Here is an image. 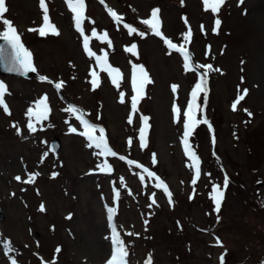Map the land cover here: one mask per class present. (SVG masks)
Returning a JSON list of instances; mask_svg holds the SVG:
<instances>
[{
	"label": "rangeland",
	"instance_id": "rangeland-1",
	"mask_svg": "<svg viewBox=\"0 0 264 264\" xmlns=\"http://www.w3.org/2000/svg\"><path fill=\"white\" fill-rule=\"evenodd\" d=\"M45 2L58 36L41 37L28 31L43 23L39 0H6L5 18L17 28L37 70L28 78L0 75L11 112L7 115L0 108V208L6 215L0 220V264H11L12 259L17 264H91V255L84 249L85 243L94 240L104 249L92 264H105L111 253L110 239H106L111 235L108 207L117 208L114 223L128 247L129 264H144L149 255L152 264H220L222 254L225 264H264V103L254 104L261 98H251L262 86L251 70L256 57L261 58L264 69V27L259 29L264 20L254 15L264 14V0H226L218 16L205 11L202 0H183V4L181 0H85L82 27L89 47L96 56L107 55L108 64L120 70L119 88L96 58L84 51L83 37L75 29L65 0ZM108 8L124 22L115 21ZM154 9H159L163 36L178 46L184 44L183 34L191 28V41L185 47L193 65L212 64L220 69L208 74L206 102L203 93L197 101L202 107L197 119H207L211 130L199 124L189 137L200 160L201 175L195 185L192 161L182 143L183 111L203 69L186 71L181 53L169 49L142 23L151 18ZM216 18L221 24L214 32ZM125 25L137 31L130 35ZM252 27L244 45L241 34ZM140 32L146 35L141 37ZM105 33L107 40L101 38ZM132 44L137 46L136 55L126 51ZM151 54L156 64L151 63ZM133 65H143L152 81L135 113L131 109ZM156 66L163 72L158 73ZM92 71L100 81L95 90L89 80ZM41 76L52 83L41 81ZM228 79L231 89L222 95ZM61 81L63 86L57 90L54 85ZM172 85H178L176 93ZM158 89L165 92L162 104L157 102ZM244 89L248 93L233 111L231 105ZM121 92L124 103L120 102ZM45 95L48 118L36 124L37 131L29 132L27 109ZM108 104L120 108L116 119H108ZM174 104L181 108L180 123L172 112ZM70 107L105 130L108 145L117 156H98V149L87 146L89 141L78 134L83 127L74 114L65 111ZM161 108L167 118L166 129L157 122ZM248 110L257 116L251 119ZM141 116L149 117L144 149L139 146ZM13 124L21 129L20 135ZM69 125L77 127V133H71ZM54 137L62 144L58 153L50 148ZM105 160L112 166L110 174L97 167ZM144 168L165 182L171 203L163 189L155 187V176L149 177ZM33 173H40L35 182L24 183ZM53 173L57 175L53 177ZM213 185L224 192L219 213L210 198ZM116 191L120 192L118 201ZM153 194L156 203L149 207ZM42 204L45 211H40ZM12 218L20 222L16 227ZM127 232L139 235L128 236Z\"/></svg>",
	"mask_w": 264,
	"mask_h": 264
},
{
	"label": "snow or ice",
	"instance_id": "snow-or-ice-1",
	"mask_svg": "<svg viewBox=\"0 0 264 264\" xmlns=\"http://www.w3.org/2000/svg\"><path fill=\"white\" fill-rule=\"evenodd\" d=\"M68 9L73 14V20L75 29L77 32L80 33V35L83 37V48L84 51L87 53V55L91 57H95L97 63L99 64L100 68L107 72L108 76L111 78V82L113 85H115L117 88H119L120 80L122 77V74L118 68L112 67L107 62V55L100 57L96 56V54L90 49L89 47V37L84 34V29L82 27L85 17V11H86V4L85 0H65ZM242 3L243 0H240ZM100 3H104V0H100ZM181 3L183 4V0H181ZM226 3V0H202V4L205 11H211V13L214 16H218V13L221 9V7ZM39 6L42 9L43 12V23L38 28H30L28 31L31 32H37L41 37H45L48 35H59V30L57 27L51 23L50 17L48 14V7L46 5L45 0H39ZM109 15L117 22L121 21L122 17H120L114 10L111 8H108ZM8 8L6 6V0H0V25L3 26V31H0V40H3L5 42V45H0V60H4L6 58H10L11 66L8 67V71L13 72H22V73H28V72H35L37 69L33 64L32 59V53L24 46L21 40V36L17 31V28L13 25V22L5 18V13H7ZM159 9H154L151 13L150 19H145L142 21L144 25L147 26V28L151 31L153 35L156 37H160L164 44L169 48L173 49L176 52L181 53L183 56V67L186 71L189 70H199L203 69V72L199 76L198 82L194 85L191 91V99L187 102V108L185 111H183V138L182 143L184 146V152L185 155L188 156L192 161V167L195 171V176L192 180V184L195 185L197 183V180L200 178L201 175V169H200V160L196 153L191 149V146L189 144V137L193 134L194 129L199 124H205L208 125L209 129L211 130V125L209 124L207 119H197V112L202 111V107L200 104H198V97L201 93L204 94L205 102L207 100V77L208 74L212 71H220V69H214L212 64H200V65H193L191 63V56L189 52L187 51V48L185 47L186 44L190 43L192 31L189 27L188 31L183 34V40L184 44L177 45L172 42V40L165 38L161 32V21L159 19ZM185 20V23L187 24V18H183ZM94 23V22H93ZM221 21L219 18H216L214 20V28L213 31L217 32L220 28ZM125 27L128 29V33L131 35L132 33H135L137 31L136 28L131 27L129 25H125ZM201 30H204V26H201ZM97 33L95 30L92 32V36L95 37ZM139 35L141 37H144L146 35L145 32H140ZM103 40H107V33L101 37ZM110 45V41H109ZM136 48L137 46L135 44H132L131 47L126 48V51L132 53L133 55H136ZM210 50V46H209ZM90 75L93 77V79L90 81L92 85V89L95 90L100 85V81L97 78L98 74L95 71H92ZM41 81H47L49 83H52V81L48 80L47 77L41 76ZM152 83L149 74L147 73L146 69L143 65H133L132 67V74H131V88L132 92L134 93L131 96V109L132 112L135 113L138 111V101L143 98L145 94V88L147 84ZM55 88L57 90L61 89L63 86V81L59 83H55ZM172 92L176 93L178 89V85H172ZM248 90L244 89L242 94H239L235 101L232 103L231 107L232 110H237V106L240 104L242 100L245 99V96L247 95ZM7 94V87L3 82H0V108L4 111L5 114L11 115L10 109L5 101V96ZM120 102H125V94L123 92L120 93ZM65 111H68L72 114H74L75 119L79 121V124L83 127V131L79 132L78 134L85 137L89 143L88 147H95L99 151L96 153L98 156L102 157H115L117 156V153L113 151L107 142L106 136H105V130L102 127H98L95 124H92L87 119L84 118V113L80 111L79 109L75 107H70L68 109H65ZM247 111V110H245ZM50 112L49 104H48V97L45 95L44 97L37 100L34 104V107H29L26 112V116L28 118L27 128L29 132H35L37 131L36 124L42 123L44 120L48 118ZM172 112L174 114V118L177 123L181 122V108L180 106L174 104L172 107ZM249 116L252 114L249 112ZM99 118V117H98ZM142 121V126L139 129V146L141 149H144L147 146L146 142V134L149 129L148 120L149 117L147 116H141L140 117ZM132 118L131 116L128 119V123L131 124ZM12 127L16 129L17 135L21 134V129L17 124H13ZM69 131L71 133H77V127H73L69 125ZM99 132V135L97 136L96 133ZM129 145L132 144L131 138L128 141ZM213 143H215V139L213 137ZM119 159L124 160L125 157L120 156ZM152 161L155 164L156 163V157L155 154H153ZM129 164L133 163V161H128ZM99 171L101 173H111L113 171L112 166L105 160L102 164L97 166ZM137 167H142L141 165H137ZM144 172L147 173L149 177H154L155 173L149 171L147 168L143 169ZM40 173H33L30 174L27 178V180L23 181L24 183H34L37 176H39ZM53 177L57 175V173L52 174ZM157 183L155 185L156 188L163 189V192L168 197L169 202L171 203L172 194L169 191L167 185L163 180H161L158 176H155ZM15 179L17 181H21L20 176H16ZM141 180H143V177H141ZM228 185V179L225 177L224 180V188H226ZM152 199V204L149 205L151 207L153 204L156 203V200L154 198ZM120 197V192H115V200L118 201ZM224 197V192L221 189L219 185H213L211 189L210 198L215 204V211L219 213L221 208V203ZM40 211H45V208L43 204L40 206ZM117 212L116 207H108L107 208V220L108 225L111 230L110 237H106V239H110L111 243V253L110 257L106 260L105 264H129L128 257H129V250L127 245L125 244V241L121 238L120 232L117 230V226L114 223V215ZM68 219H71V215L67 217ZM147 224V221H145ZM126 235L138 236V233L133 232H127ZM217 244L220 245L221 242L217 241ZM222 246V245H221ZM7 247V246H6ZM60 251L59 248L56 249V252L58 253ZM220 264H225L224 262V255L222 254L220 256ZM11 264H17V261L15 259H12ZM52 264H55L53 261ZM144 264H152V257L149 255L146 260L144 261Z\"/></svg>",
	"mask_w": 264,
	"mask_h": 264
},
{
	"label": "bare ground",
	"instance_id": "bare-ground-1",
	"mask_svg": "<svg viewBox=\"0 0 264 264\" xmlns=\"http://www.w3.org/2000/svg\"><path fill=\"white\" fill-rule=\"evenodd\" d=\"M261 12H263V11H260V12H257V13L256 12L255 13L253 12V13H254V15H258L259 17H262V20H264V14L263 13L261 14ZM168 13H170V14H168ZM171 17H172L171 16V12L168 11L167 12V18L168 19H171ZM229 23L230 24L234 23V25L236 24L235 22H233L231 20H230ZM259 26H261L259 29H263L262 27H264V23H261V25H259ZM252 30H253V27L249 31H243L242 32L241 37H240L241 43H243V44L245 43L246 38H247V35L250 34V32H252ZM256 34L257 33L254 32V35H256ZM244 45H247V43L244 44ZM148 48H149V44H147V49ZM150 56L151 57H149V58H150L151 63L152 64L153 63L156 64V61L157 60L153 57L154 54H151ZM156 67H157L158 73L163 72L162 70L159 69L158 66H156ZM251 71L254 72L252 74L254 76L253 79L256 80L257 83H259L260 85L262 84L261 89L259 90V92H255V93L253 92V94L251 95V98L252 99H255V100H256V98L257 99L258 98L259 99L261 98V101H257V102L256 101H253V103L254 104H257V103L263 104L264 103V83H263L264 82V69H263V61L261 60L260 57H256L255 60L253 61V67H252V70ZM89 80L90 81L92 80V76L89 77ZM223 86H224L223 87L224 88V92H223L222 95H226V93H228L230 91V89H231V81H230V79H228L227 81H225L224 84H223ZM158 90H159L158 92H160V97L157 99V102L158 103L160 102V104H162L163 101H164V99H165V92L162 89H158ZM108 105H109L108 106V111H107V117H108V119L113 120V119H116L117 116H120V108L117 105H112V104L111 105L108 104ZM249 112L252 114L251 115V119H253V117L255 118L257 116V114L255 113V111L254 112L253 111L251 112V111L248 110V113ZM158 114L159 115H157V122L159 123L160 126H162V128L166 129L165 127H166V119L167 118L162 116V115L165 114L164 113V110L161 108L159 110V113ZM10 221L14 223V226L13 227H16L17 223H20V222H17V220L15 221V218L10 219ZM18 229H19V226L17 227L16 231H18ZM44 242L45 243L43 244V246H44V248H47V246H48L47 239H45ZM97 242H98V240H96V241L94 240V241H88V243H85V247L86 248L84 250L87 253H89V255H91V258H92L91 259V264H92V261L95 262V261L99 260L101 258V256H102V254H103V251H102V249H104L103 244L101 243V246H100L99 245V242H98V244H97ZM75 264H78V263L75 262Z\"/></svg>",
	"mask_w": 264,
	"mask_h": 264
},
{
	"label": "water",
	"instance_id": "water-1",
	"mask_svg": "<svg viewBox=\"0 0 264 264\" xmlns=\"http://www.w3.org/2000/svg\"><path fill=\"white\" fill-rule=\"evenodd\" d=\"M0 45H5V42L3 40H0ZM11 66V61L10 58H6L4 60H0V71L1 73L4 74H16V75H20V76H24V77H29L32 75V72H28V73H22V72H10L8 71V67ZM51 147L55 152H58L61 149V142L58 138H54L51 142ZM0 217L1 219H4V214L2 213V211L0 210Z\"/></svg>",
	"mask_w": 264,
	"mask_h": 264
}]
</instances>
